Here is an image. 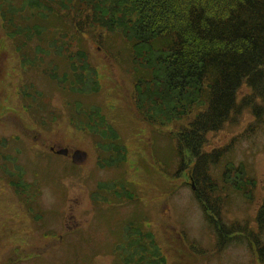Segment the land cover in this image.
Wrapping results in <instances>:
<instances>
[{
    "label": "rangeland",
    "instance_id": "374dc122",
    "mask_svg": "<svg viewBox=\"0 0 264 264\" xmlns=\"http://www.w3.org/2000/svg\"><path fill=\"white\" fill-rule=\"evenodd\" d=\"M138 22L123 0H0V264H264V102L242 85L178 144L202 108L172 101Z\"/></svg>",
    "mask_w": 264,
    "mask_h": 264
},
{
    "label": "trees",
    "instance_id": "16d2710c",
    "mask_svg": "<svg viewBox=\"0 0 264 264\" xmlns=\"http://www.w3.org/2000/svg\"><path fill=\"white\" fill-rule=\"evenodd\" d=\"M123 1L139 14L132 31L152 51L165 54V84L177 89L172 101L182 102L181 109L193 102L201 105L182 128L178 144L184 142L192 151L207 133L219 130L236 109L242 85L251 99L264 102V0ZM217 155L201 156L194 167L209 186L205 166L215 163ZM225 230L239 232L234 225ZM220 234L219 248L225 240Z\"/></svg>",
    "mask_w": 264,
    "mask_h": 264
},
{
    "label": "water",
    "instance_id": "95a60500",
    "mask_svg": "<svg viewBox=\"0 0 264 264\" xmlns=\"http://www.w3.org/2000/svg\"><path fill=\"white\" fill-rule=\"evenodd\" d=\"M51 150L53 151L54 149L51 148ZM55 153L57 155L66 156L68 151H67V149H58L55 151ZM87 158H88L87 153L85 151H82V150L77 149V150L73 151V153L71 154V162L77 166L85 165Z\"/></svg>",
    "mask_w": 264,
    "mask_h": 264
}]
</instances>
